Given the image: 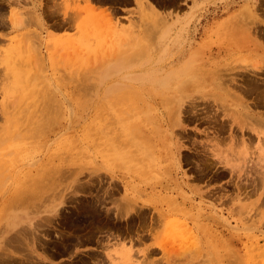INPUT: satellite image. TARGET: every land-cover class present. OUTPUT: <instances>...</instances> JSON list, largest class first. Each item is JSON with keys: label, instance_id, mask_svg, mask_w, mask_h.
<instances>
[{"label": "rangeland", "instance_id": "obj_1", "mask_svg": "<svg viewBox=\"0 0 264 264\" xmlns=\"http://www.w3.org/2000/svg\"><path fill=\"white\" fill-rule=\"evenodd\" d=\"M263 1L0 0V264H264Z\"/></svg>", "mask_w": 264, "mask_h": 264}, {"label": "bare ground", "instance_id": "obj_2", "mask_svg": "<svg viewBox=\"0 0 264 264\" xmlns=\"http://www.w3.org/2000/svg\"><path fill=\"white\" fill-rule=\"evenodd\" d=\"M264 2V1H263ZM2 10V9H1ZM1 15H2V13H1ZM4 16V15H3ZM3 22H5V21H3ZM262 36V35H261ZM259 45H264V44H259ZM261 47V46H260ZM262 48V47H261ZM263 48H264V46H263ZM259 54V53H258ZM253 66H255V67H257V68H261V69H251L250 68V70H251V72H252V75H255V76H258L259 74H261V73H263V68H264V66L262 65V67L261 66H259V63H256V65L254 64ZM245 75V74H244ZM257 78H259V77H257ZM252 80V79H251ZM237 81V80H236ZM256 81V80H255ZM258 81V80H257ZM263 82V81H262ZM230 83V82H229ZM245 83V82H244ZM260 84V83H259ZM235 87V86H234ZM233 87V88H234ZM248 87V86H247ZM257 88V87H256ZM259 88V87H258ZM235 89V88H234ZM237 90V89H236ZM241 90H243V89H241ZM240 90V91H241ZM245 91V90H244ZM238 92V91H237ZM235 96V95H234ZM235 99V98H234ZM240 99V98H239ZM252 100V99H251ZM257 101H259V100H257ZM244 102V101H243ZM255 103V102H254ZM246 104V103H245ZM252 104V103H251ZM253 105V104H252ZM261 105V104H260ZM264 105V104H263ZM244 106V104L242 105V107ZM246 106V105H245ZM256 106V105H255ZM264 107V106H263ZM248 108H250V107H248ZM258 108V107H257ZM244 109H246V107H244ZM213 110V109H212ZM239 110V109H238ZM242 110V109H241ZM248 110H251V109H248ZM245 111V110H244ZM240 112V111H239ZM246 112V111H245ZM238 113V112H237ZM248 113V112H247ZM251 113H252V115H253V112H252V110H251ZM259 113V112H258ZM257 113V114H258ZM243 114V113H242ZM250 114V113H249ZM243 115H245V114H243ZM247 115V114H246ZM249 116V115H248ZM247 116V117H248ZM257 116V115H256ZM242 117V116H241ZM246 118V117H245ZM249 118V117H248ZM257 121H258V119H257ZM256 124H258V123H256ZM252 125V124H251ZM244 126V125H243ZM248 130H250V129H248ZM239 131V130H238ZM252 131H254L255 133H257V135L259 136V138L261 139V136H263L264 137V131H261V132H259L256 128H252ZM250 132V131H249ZM236 136H238V135H236ZM255 141V140H254ZM221 142V141H220ZM239 143V142H238ZM252 143V142H251ZM250 143V144H251ZM237 144V143H236ZM240 144V143H239ZM250 147H251V145H250ZM252 148V147H251ZM250 148V149H251ZM236 157V156H235ZM249 159V158H248ZM247 160V159H246ZM250 160V159H249ZM255 160V159H254ZM244 164H246L245 162H244ZM248 164V163H247ZM251 164V163H250ZM255 164V163H254ZM257 164V163H256ZM248 166H251V165H248ZM253 167V166H252ZM251 168V167H250ZM257 168V167H256ZM253 171H255V169H252ZM250 171H251V169H250ZM257 171V170H256ZM252 172V171H251ZM258 172H260V171H258ZM255 173V172H254ZM259 177V176H258ZM251 178V177H250ZM260 182V181H259ZM125 204H127V202L125 203ZM118 205V204H117ZM124 205V204H123ZM130 205H131V203H130ZM129 205V206H130ZM120 206V205H119ZM125 206V205H124ZM117 207V206H116ZM122 207V206H121ZM120 207V208H121ZM126 207H128V206H126ZM125 207V208H126ZM131 207V206H130ZM132 208H133V206H132ZM119 209V208H118ZM129 208H127V210H128ZM131 209V208H130ZM125 210V209H124ZM132 210V209H131ZM119 211V210H118ZM121 212V211H120ZM130 212V210H128V213ZM125 214V213H124ZM123 215V214H122ZM225 220V224L228 226H230V227H233V229L235 228H237L236 226H233V224L231 223V221H229V219L228 218H225L224 219ZM232 229V228H231ZM34 231H36V232H38V230L37 229H34ZM33 231V232H34ZM102 231V230H101ZM104 231V230H103ZM113 231V230H112ZM35 232V233H36ZM111 232V231H110ZM109 232V233H110ZM84 233V232H83ZM99 234V233H98ZM101 234V233H100ZM105 234V233H104ZM113 233H111V235H112ZM17 235V234H16ZM114 236V235H113ZM61 237V236H60ZM106 237H108V236H106ZM116 239V238H115ZM99 240V239H98ZM97 240V241H98ZM140 240V239H139ZM141 241V240H140ZM33 243V242H32ZM43 245H41V247H42ZM76 248V247H75ZM52 250H54V249H52ZM122 254H124V252H119V253H117V255L120 257V261L119 262H112V264H134V262H133V254L130 252V251H126L125 252V256L123 257L122 256ZM102 255H104V254H102ZM71 256V255H70ZM109 256V255H108ZM148 256V255H147ZM147 256L146 257H144V258H147ZM36 257V256H35ZM40 257V256H39ZM37 258V257H36ZM109 258H110V256H109ZM30 259V258H29ZM33 259V258H32ZM39 259V258H38ZM111 259H113L112 258V256H111ZM42 260V259H41ZM39 262V261H38ZM98 263V262H97ZM142 263L143 264H146V263H144L143 261H142ZM141 263V264H142ZM147 263H148V261H147Z\"/></svg>", "mask_w": 264, "mask_h": 264}, {"label": "flooded vegetation", "instance_id": "obj_3", "mask_svg": "<svg viewBox=\"0 0 264 264\" xmlns=\"http://www.w3.org/2000/svg\"><path fill=\"white\" fill-rule=\"evenodd\" d=\"M201 123H206L205 121H202V122H200V123H196V124H201ZM218 124H220V123H218ZM214 127V126H213ZM210 132H212V131H210ZM193 162H195V163H197L196 161H193ZM100 236V235H99ZM99 251H101V250H99Z\"/></svg>", "mask_w": 264, "mask_h": 264}, {"label": "crops", "instance_id": "obj_4", "mask_svg": "<svg viewBox=\"0 0 264 264\" xmlns=\"http://www.w3.org/2000/svg\"><path fill=\"white\" fill-rule=\"evenodd\" d=\"M127 9H130V8H127Z\"/></svg>", "mask_w": 264, "mask_h": 264}]
</instances>
